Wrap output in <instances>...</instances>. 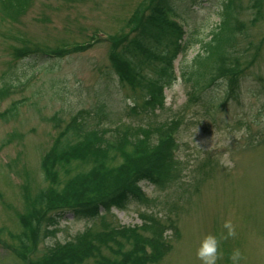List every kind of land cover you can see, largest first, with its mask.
I'll return each instance as SVG.
<instances>
[{
  "label": "rangeland",
  "instance_id": "obj_1",
  "mask_svg": "<svg viewBox=\"0 0 264 264\" xmlns=\"http://www.w3.org/2000/svg\"><path fill=\"white\" fill-rule=\"evenodd\" d=\"M20 1L0 10V85L7 79L22 81L32 76L24 88L0 101V112L13 101L18 102L14 116L0 117V264H94L93 258L75 263L63 259L64 255H51L62 249L56 242L62 243L63 238L82 231L93 236L114 225V214L120 223L141 224L138 232L148 237L154 234L151 240L163 246L167 243L164 250L172 245L158 264H201L196 249L208 233L219 239L217 264H232L229 257L235 248L242 252L240 264H264V0H259L261 11L254 22L253 0H234L237 19L244 28L238 36L241 43L236 58L242 68L238 98L232 96L234 99L231 97L224 107L211 104L215 107L210 106L207 113L208 106L187 104L186 88L174 84L166 90L167 97L155 116L146 119L145 115L143 121L127 110L128 101L137 97L138 91L120 89L104 75L109 68L112 36H130L151 0H28L18 7ZM222 1L206 0L202 9L198 8L201 2L191 6L190 0H176L175 4L180 9L189 7L191 24L200 30L203 25L199 23L217 20L214 11ZM94 34L99 40L60 60L31 66V60L13 55L15 48L24 45L36 52L58 50L63 45L91 41ZM215 93L220 98L223 86ZM101 99L106 100L110 113L108 121H100L127 118L141 123L138 130L143 134H138L139 139L150 154L159 150L163 158H168L173 148L167 146V131L179 130L175 156L180 167L167 160L160 168L156 186L145 184V192L151 197L147 203L129 202L123 209L114 208V214L102 215L90 223L73 221L69 210L54 235L36 231L33 221L61 211L72 201L53 197L52 190L60 189L59 183L68 173L71 176L75 170L84 171L104 157V153L73 146L70 158L59 164L49 152L70 115L91 110L90 105ZM55 112L63 117L59 124L51 117ZM126 127L131 133L127 138H133L136 125L130 122ZM156 129L157 133L150 136ZM45 156L53 170L51 177L55 175L51 184L46 182L45 176H50L40 165ZM119 161V157H109L105 166L115 169ZM46 186L43 193L47 201L42 209L33 201ZM141 216L157 219V223H143ZM22 219L26 223L27 250L20 253V240L15 236L22 230ZM226 219L235 225V236L223 238ZM41 227L44 222L38 229ZM119 240L101 243V251L117 255L121 261L120 253L114 255L113 250L104 247L116 248ZM49 245L57 248L48 250ZM131 255L127 252L123 257Z\"/></svg>",
  "mask_w": 264,
  "mask_h": 264
},
{
  "label": "trees",
  "instance_id": "obj_2",
  "mask_svg": "<svg viewBox=\"0 0 264 264\" xmlns=\"http://www.w3.org/2000/svg\"><path fill=\"white\" fill-rule=\"evenodd\" d=\"M17 1L19 0H0V10L7 9ZM26 2L28 0H22L17 5L23 7ZM169 4V0H152L148 14L143 15L144 17L140 20L137 33L119 49H115L110 58L112 59V70L117 75L118 81L123 86L128 85L132 89L135 86H141L147 96L154 95L161 82L165 78H169L171 74L170 60L172 57L168 52L169 47L167 45L171 42L175 43L174 38L177 29L174 25L166 23L163 16L162 9L164 6H169ZM232 12L230 0H228L220 13L219 22H215L208 33H205L206 39L199 40V50L183 70L184 83L189 87L187 99L193 101L196 105L209 107L211 104H216L219 98L213 91V87H218L224 81H226L224 82L225 86H228V82L231 81L236 84L240 77V75L238 76L237 62L240 50L237 39V20L233 17ZM26 60H31V66H34L37 63L41 64L51 59L32 53L27 55ZM18 83L20 81L10 79L3 81L0 85V99L8 88L16 86ZM17 105L18 102L13 101L6 110L0 113V117L6 115L11 117L16 114ZM216 105H219V103ZM105 107L106 100L92 106L91 110H86V114L89 116L86 117L96 118L97 120L107 118L108 110ZM85 121L74 119L73 123L69 124L64 130L65 134L59 140V150L56 154L59 164L60 161L67 158L72 139L74 137L79 139L78 132L83 129ZM94 133L85 135L84 139L81 140L87 143L91 142L94 137H97ZM103 152L105 153L104 157H106V153L109 151ZM159 159V157H156L152 161L141 165H135L134 162L130 161L127 166L116 165L115 169L105 166V162L100 159L88 170L77 172L65 181L60 182L59 185L63 184L62 188L59 191L53 189L52 196L60 199L63 197L64 199H71L73 203H71L72 201L69 205L67 203L66 207L71 210L75 219L93 218L98 216L100 209L108 211L111 205L121 203L128 194L141 198L140 193L136 191V185L142 180H151L150 172L152 167L158 165ZM45 201H47L45 193H40L33 203L41 204L40 208H42V203ZM75 201L82 202L78 204L79 202L74 203ZM64 212L52 214V218L47 217L48 225L52 228L56 226L58 220L64 217ZM43 218L45 222V216ZM43 218L41 216L39 221L35 222L32 220L36 231L43 230L42 227L38 229L43 222ZM47 232L51 233L52 231ZM15 237L20 240L21 249H27L24 227L21 233ZM71 250L74 249L72 247L62 248L51 256L61 258V255H64L63 259L73 262L77 258L78 252L71 253ZM123 260L121 264H138L131 257H123ZM114 262V264H119L117 260H114Z\"/></svg>",
  "mask_w": 264,
  "mask_h": 264
},
{
  "label": "clouds",
  "instance_id": "obj_3",
  "mask_svg": "<svg viewBox=\"0 0 264 264\" xmlns=\"http://www.w3.org/2000/svg\"><path fill=\"white\" fill-rule=\"evenodd\" d=\"M226 230V234L223 238L236 235L235 225L231 219H226L222 225ZM219 239L213 233L206 234L199 242L196 249V256L201 261V264H217L219 257ZM230 260L232 264H240L242 259V252L239 248H235L230 253Z\"/></svg>",
  "mask_w": 264,
  "mask_h": 264
}]
</instances>
